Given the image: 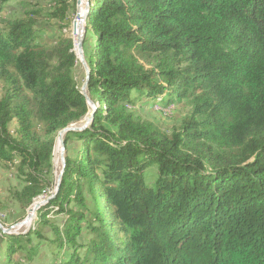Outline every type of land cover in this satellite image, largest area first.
<instances>
[{"label": "trees", "instance_id": "trees-1", "mask_svg": "<svg viewBox=\"0 0 264 264\" xmlns=\"http://www.w3.org/2000/svg\"><path fill=\"white\" fill-rule=\"evenodd\" d=\"M54 1L0 19V161L18 160L24 207L50 182L59 132L93 112L72 35L40 40V18L70 25L75 0ZM89 3L97 111L67 132L81 146L38 226L2 234V264H30L42 239L59 264H264V0ZM144 98L191 111L167 134L131 110Z\"/></svg>", "mask_w": 264, "mask_h": 264}, {"label": "rangeland", "instance_id": "rangeland-1", "mask_svg": "<svg viewBox=\"0 0 264 264\" xmlns=\"http://www.w3.org/2000/svg\"><path fill=\"white\" fill-rule=\"evenodd\" d=\"M79 2V0H75V2L72 1L73 7L71 8L69 13L70 25L66 28H63L64 22L58 19L54 18L49 20L40 18L41 20H39V23L45 28V30L41 32L42 39H40L43 43L50 45L55 43L62 34L72 35L73 20L77 15V8L79 11ZM54 3V0H10L6 4V9L2 13L0 19L13 20L17 17H23L25 16V13L31 9H41L43 10L45 15L54 8ZM86 3L87 1L85 0L84 4ZM84 38L85 31L83 35V40ZM83 40L81 43V48L85 63L81 61V59L78 57V63L74 70L75 79L81 89L84 87L86 81L87 67H89L86 59V44H83ZM2 94V82L0 81V96H2ZM158 102V100L153 102L152 100L144 98L142 101L138 102L136 106L132 107L131 110L135 112L138 118L151 121L167 134H172L175 130H178L185 122L186 117L191 111V104L188 101H181V103L171 104L169 106H162ZM88 118H90V116H88L87 119ZM15 125L16 124L13 123L12 129L15 127ZM67 132L68 131L63 132V158L60 161L59 165H57L54 159L53 152V166L52 173L49 179L50 182L44 188L42 194L36 199L35 202H46L48 200V197L53 196L55 194L57 181L59 179L60 172L63 169L66 155L68 154L71 156H75L80 149V142L74 139V137L68 142L67 147H65L64 142ZM61 134L59 133L57 138ZM17 164L18 160H15L14 164L0 161V225L4 228L9 229L12 234H25L31 228H36L38 226V209L40 207L34 211V218L32 219L30 225H28L30 227L27 230L28 226L25 222L30 216L29 210L32 204L29 207H24L23 204L20 203L19 200L14 196V193H16V191H20L24 186V181L19 176L16 169ZM35 202H33V204ZM60 216L62 217L63 214H61ZM34 240H36L35 242L38 241L35 236ZM38 247L39 254L30 264H59V262H57L55 258V250L53 249V246L50 244V242L42 239L41 241H39ZM5 248V238L3 237L0 231V264H2L6 256ZM66 251L67 250L65 249L61 250L59 252L60 256H64V254H67L65 253Z\"/></svg>", "mask_w": 264, "mask_h": 264}, {"label": "bare ground", "instance_id": "bare-ground-1", "mask_svg": "<svg viewBox=\"0 0 264 264\" xmlns=\"http://www.w3.org/2000/svg\"><path fill=\"white\" fill-rule=\"evenodd\" d=\"M79 15H76L75 19L73 20V25H72V35H73V39H74V44H75V52L78 55L79 58L82 57V48H81V43L83 40V35H84V28H85V21H84V17H85V13H86V9L88 7V3L84 4L85 0H79ZM83 2V3H82ZM75 24L78 25V31L75 32ZM86 66V65H85ZM91 111H92V107ZM90 116V113L89 115ZM87 116V117H88ZM64 131H60L59 133H63ZM63 136L64 133L61 134L57 140H56V146H55V151H54V159L57 165H59L60 161L63 158L64 155V150H63ZM60 177V176H59ZM36 201V200H35ZM34 201V202H35ZM40 202H35L34 204L32 203V206L30 207V216L28 217V219L26 220V225H30L32 219L34 218V211L40 206Z\"/></svg>", "mask_w": 264, "mask_h": 264}, {"label": "water", "instance_id": "water-1", "mask_svg": "<svg viewBox=\"0 0 264 264\" xmlns=\"http://www.w3.org/2000/svg\"><path fill=\"white\" fill-rule=\"evenodd\" d=\"M86 1H87V3H88V7H87V9H86V13H85V17H84L85 27H86V20H87V18H88V16H89V12H90V3H89V0H86ZM76 14L79 15L78 8H77V13H76ZM73 23H74V22H73ZM78 28H79L78 25L75 24V29H74V31L77 32V31H78ZM84 30H85V28H84ZM77 56H78V55H77ZM80 59H81V61H83V62L85 63V60H84V57H83V53H82V57H81ZM89 77H90V69H89V67H87L86 81H85L84 87L82 88V92H83L84 95L86 96V99H87V102H88L89 106H90V107L92 106L93 112H92L90 118H88V119L86 118L85 121H84L82 124H80V126H79V125H72V126L66 128V129L62 130V131H69V130H82V129L85 128V127L90 123V121L93 119V114L97 111V107L94 105L93 101H92V100L88 97V95H87V82H88V80H89ZM64 145H65V144H64ZM63 168H64V165H63ZM62 173H63V169L61 170V172H60V177H59V179H58V181H57V187H56V192H55V194H54L53 196L48 197V200H47L46 202L41 203L40 206H42V205L46 204L47 202H49V201H50L51 199H53V197L56 195V193L58 192V189H59V183H60V180H61ZM40 206H39V207H40ZM39 207H38V208H39Z\"/></svg>", "mask_w": 264, "mask_h": 264}, {"label": "built area", "instance_id": "built-area-1", "mask_svg": "<svg viewBox=\"0 0 264 264\" xmlns=\"http://www.w3.org/2000/svg\"><path fill=\"white\" fill-rule=\"evenodd\" d=\"M29 227H30V226L27 227V230H28ZM27 230H26V231H27ZM0 231H1L2 234H12V232H11L9 229L4 228V227L1 226V225H0ZM24 232H25V231H24Z\"/></svg>", "mask_w": 264, "mask_h": 264}]
</instances>
